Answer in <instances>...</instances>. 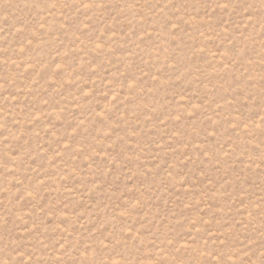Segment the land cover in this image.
<instances>
[{
    "label": "rangeland",
    "instance_id": "374dc122",
    "mask_svg": "<svg viewBox=\"0 0 264 264\" xmlns=\"http://www.w3.org/2000/svg\"><path fill=\"white\" fill-rule=\"evenodd\" d=\"M0 264H264V0H0Z\"/></svg>",
    "mask_w": 264,
    "mask_h": 264
}]
</instances>
